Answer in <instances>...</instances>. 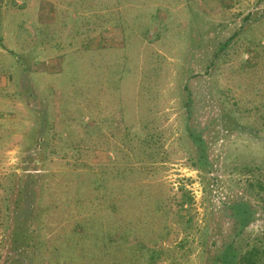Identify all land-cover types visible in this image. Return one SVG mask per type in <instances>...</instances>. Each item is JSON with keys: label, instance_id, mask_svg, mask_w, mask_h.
Returning <instances> with one entry per match:
<instances>
[{"label": "rangeland", "instance_id": "374dc122", "mask_svg": "<svg viewBox=\"0 0 264 264\" xmlns=\"http://www.w3.org/2000/svg\"><path fill=\"white\" fill-rule=\"evenodd\" d=\"M92 236L264 250V0H0V264H100Z\"/></svg>", "mask_w": 264, "mask_h": 264}, {"label": "trees", "instance_id": "16d2710c", "mask_svg": "<svg viewBox=\"0 0 264 264\" xmlns=\"http://www.w3.org/2000/svg\"><path fill=\"white\" fill-rule=\"evenodd\" d=\"M187 132L191 134L190 130H187ZM77 232H80V231H77ZM87 239L91 242L92 247L94 249H98L99 247L102 246L101 253L97 255L100 264H103V263L104 264H113V263L114 264H135L134 259L133 258L129 259V257L124 258L125 261L116 260V254L119 252V250L117 252V249L119 248V243H121L122 241L117 242V240L113 237L99 239L97 237L92 236V237H87ZM97 239L99 240V242H97ZM76 242H77L76 245L79 247V249L83 251L82 256H78V260L76 259L78 262H80V260L85 261V260H91L92 258H94V254L88 251L90 250V248L85 242L84 244L81 242V240H76ZM160 253L161 252L157 251L156 249L153 251L149 250L148 253L138 255L139 257H137V260L138 261L143 260V262L145 261V263L154 264L156 259H159ZM100 255L102 258L100 257ZM259 255H264V250L259 251L257 248L256 250L252 249L251 251H248L246 254L237 258L235 263L236 264H262V260L259 257ZM1 260H2V257L0 261ZM62 264H73V263H71V258H70L68 261H64ZM86 264H89V262H87Z\"/></svg>", "mask_w": 264, "mask_h": 264}]
</instances>
